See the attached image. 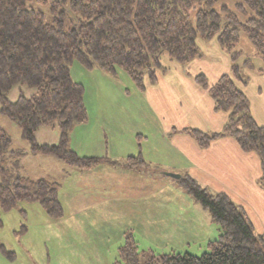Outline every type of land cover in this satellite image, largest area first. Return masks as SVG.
<instances>
[{
	"label": "trees",
	"instance_id": "1",
	"mask_svg": "<svg viewBox=\"0 0 264 264\" xmlns=\"http://www.w3.org/2000/svg\"><path fill=\"white\" fill-rule=\"evenodd\" d=\"M220 1L0 0V111L16 122L30 144L28 151L15 150L11 136L0 130V176L4 179L0 210L11 211L25 201L40 204L53 219L64 216L58 182L12 169L11 164L15 166L28 153L51 155L84 170L103 162L138 170L151 167L141 153L115 161L107 156H81L73 149L71 133L88 119V108L84 85L73 78L72 64L77 61L113 75L117 68L123 69L144 90L147 80L156 82L165 54L184 64L200 55L198 34L217 38L232 53L244 32L264 56V0H233L240 15L227 6L217 9ZM42 5L49 7L52 22H47ZM196 81L228 119L220 131L186 127L182 132L201 148L221 137L234 138L242 150L260 158L264 180V125L257 122L240 86L245 82L239 66L234 64L214 84L203 73ZM17 83L37 93L9 101L7 92ZM54 123L59 127L58 143L38 142L37 130ZM178 182L221 227L219 238L209 242V251L200 256L141 251L135 235L128 232L113 264H264V236L255 232L246 212L228 193L211 192L189 173ZM1 250L15 257L3 245Z\"/></svg>",
	"mask_w": 264,
	"mask_h": 264
},
{
	"label": "crops",
	"instance_id": "2",
	"mask_svg": "<svg viewBox=\"0 0 264 264\" xmlns=\"http://www.w3.org/2000/svg\"><path fill=\"white\" fill-rule=\"evenodd\" d=\"M74 63L71 72L84 85L88 119L73 129V149L81 156H107L115 161L141 153L152 166L138 170L103 162L84 170L54 156L33 153L25 155L15 166L11 164L18 174L59 183L63 217L51 218L38 203L27 202L29 208L20 212L26 219L37 214L46 224L61 225L57 230L62 234V247L73 243L77 249L75 253H63L65 264H110L112 258L106 243L111 233L124 231L118 229V224L163 236L168 231H197L211 222V214L207 218L196 203L192 202V212L185 210L182 199L190 198L182 190L179 178L167 172L181 176L189 173L211 192L228 193L246 212L255 232L264 236L260 158L254 152L242 150L230 136L201 148L191 135L182 132L186 127L220 131L228 119L226 112L215 109L208 90L197 83L196 76L201 73L193 67V61L167 72L162 66L156 82L147 80L144 90L123 69L117 68L113 75L99 67L88 69ZM74 67H78V73ZM240 86L249 97L245 85L240 82ZM252 112L257 122L264 125L253 108ZM168 211L173 214L170 216ZM129 218L137 220L134 223ZM13 232L18 235V230ZM81 233L96 242L90 245L83 239L78 241ZM0 253L6 259L2 250ZM16 259L17 254L6 260L13 263Z\"/></svg>",
	"mask_w": 264,
	"mask_h": 264
},
{
	"label": "rangeland",
	"instance_id": "3",
	"mask_svg": "<svg viewBox=\"0 0 264 264\" xmlns=\"http://www.w3.org/2000/svg\"><path fill=\"white\" fill-rule=\"evenodd\" d=\"M236 3L237 1L233 0H222L216 4V8L220 10L222 6H227L230 10L240 15ZM42 8L46 13L47 22H52L53 14L49 10V7L42 5ZM242 18L244 19V16H242ZM197 36L200 55L192 60L194 62L193 67L197 69L199 73H204L209 82H214L222 72H230L233 65L237 64L240 69L241 77L245 82H241V84L246 87L252 105L251 107L257 117L264 120V56L255 49L246 33H241L240 42L234 51L236 54H234V52L230 53L225 48H222L217 38L209 40L203 38L200 34ZM233 55H236L234 59ZM187 64L188 63L184 64L170 59V57L165 54L162 60L164 70L163 68L162 70L164 72L170 69L176 70L175 68H177L178 65ZM159 70L160 68L156 71ZM74 71L78 73V67H74ZM35 93H37L35 88L17 83L7 92V98L9 101L13 102L16 101L20 95L30 97ZM1 106L2 101L0 100V108ZM0 130L7 132L11 136L13 141L12 148L20 149L27 147L30 149L29 142L23 137L22 131L16 122L1 111ZM58 135L59 127L57 123L44 125L36 132L37 140L40 143H58ZM155 166L158 167V164ZM1 182H4V179L0 176V183ZM183 191L186 192L185 190ZM186 194H188L187 196L192 200L190 201L186 197H183L182 203L185 204L186 211L189 210L192 212L193 203H196L198 210L206 212L207 218L210 217L208 210L204 209L189 193L186 192ZM21 204L20 202L18 206L11 211L0 210V249L3 245L9 252L14 251L17 254L16 261L11 263V261L8 262L6 260L9 255L4 253L5 257H7L5 259L0 256V264H65L62 261L63 253H75L77 251V249H75L76 244L67 243V246H65L63 243L64 245L62 247V234L57 230V227L61 225L54 221L53 224H46L42 217L37 214L27 219L22 217L20 211L22 209H28V205L30 204H27V202H25V205ZM176 212L178 211H175V213ZM168 213L171 216L173 211H168ZM129 219L134 223L137 220V218ZM26 227L29 228V232L25 235ZM220 228L219 223L212 220L197 231H168L163 236H157V234H144L143 232H138V229L132 230V228H122V225L118 224V229H124V231L117 235L115 232L111 233L110 239L106 243L112 258L110 264L115 263L116 260L119 259V248L125 243L126 236L124 232H128V230L135 235L141 251L152 250L160 254L180 252L200 256L209 251L210 241L218 239L221 232ZM14 229L18 230V235L14 234ZM82 239L85 243L90 245L96 242L88 239L83 233L80 234L78 241ZM64 247H67V249H64Z\"/></svg>",
	"mask_w": 264,
	"mask_h": 264
},
{
	"label": "water",
	"instance_id": "4",
	"mask_svg": "<svg viewBox=\"0 0 264 264\" xmlns=\"http://www.w3.org/2000/svg\"><path fill=\"white\" fill-rule=\"evenodd\" d=\"M167 174L170 175V176H174V177H176V178H180V177H181L180 174H176V173H170V172H167Z\"/></svg>",
	"mask_w": 264,
	"mask_h": 264
}]
</instances>
